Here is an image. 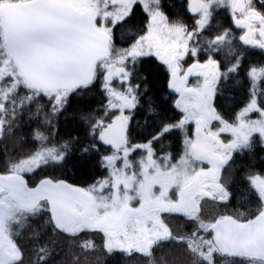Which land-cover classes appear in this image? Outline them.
<instances>
[{"label": "snow or ice", "instance_id": "snow-or-ice-1", "mask_svg": "<svg viewBox=\"0 0 264 264\" xmlns=\"http://www.w3.org/2000/svg\"><path fill=\"white\" fill-rule=\"evenodd\" d=\"M189 11L191 27L164 0H0V264H89L101 251L136 264H264V174L245 176L254 210L232 206L234 154L264 146V65L249 68L250 99L233 121L215 105L244 55L216 18L226 12L239 40L264 52V0H191ZM154 61L182 115L134 143L129 122ZM97 88L103 113H74L91 139H55L72 101ZM25 115L30 147L17 133ZM174 131L182 153L160 154L154 145ZM76 152L81 164L100 153L105 175L68 182L59 173ZM176 218L192 231L174 230Z\"/></svg>", "mask_w": 264, "mask_h": 264}, {"label": "trees", "instance_id": "trees-1", "mask_svg": "<svg viewBox=\"0 0 264 264\" xmlns=\"http://www.w3.org/2000/svg\"><path fill=\"white\" fill-rule=\"evenodd\" d=\"M144 68H150L152 75L150 82L146 85L148 91L141 95L140 105L137 109L133 110L132 118L129 122V133L131 140L134 143H146L151 139L152 135L157 132L160 127L161 120L174 122L181 117V113L174 107V101L177 98L172 94L168 88V74L164 71L163 66L157 62H153L151 65H144ZM142 76H149L147 71L141 69ZM226 95V93H225ZM220 93L218 92V98ZM227 98L229 103L225 106H218L217 110L230 122L234 117V112L237 108V102L243 100L244 91L238 89L236 86L227 90ZM107 104V97L103 92L97 88L96 91L86 101L73 100L70 105V116L67 120H61L59 125V131L56 134L55 139L60 141L68 140L70 137L78 138L79 141L87 143L91 137L87 136V125L80 121L74 113L78 112L82 108L92 109L96 115H101L104 110V106ZM149 107L156 110V114L149 113ZM125 114H128V110H125ZM24 123L21 128L17 130V133L22 132L27 138V146L32 145L30 139L29 129L34 126L35 122H29L27 115L24 116ZM189 128V127H188ZM160 154L164 152H171L173 156H179L183 151V134L179 131H174L168 134V139L164 142L163 146L154 145ZM78 147V145H77ZM255 154H241L239 157H234L237 161L236 167L233 172V192L234 196L238 195V204L232 205L233 208H240L241 211H246L251 208H255V198H252L251 203L244 202L241 198L244 191L247 189V181L245 176L248 172H255L258 174H264V151L263 148L256 144ZM100 151H105L104 146H100ZM100 153L94 154L91 159L81 164L79 163V152H76L73 160L74 164L70 165L63 173H59L68 182L74 183L81 187H87L93 182L95 178L105 175V170L99 165ZM47 237L41 238V243H45ZM97 243L100 241L97 239ZM63 255V253H61ZM59 259V256L57 257ZM89 264H136V262L126 257L120 252H116L112 255L101 251L95 256L90 258Z\"/></svg>", "mask_w": 264, "mask_h": 264}, {"label": "flooded vegetation", "instance_id": "flooded-vegetation-1", "mask_svg": "<svg viewBox=\"0 0 264 264\" xmlns=\"http://www.w3.org/2000/svg\"><path fill=\"white\" fill-rule=\"evenodd\" d=\"M166 5V11L170 15V17L175 18L176 15H179L185 23H187L190 27L193 25L196 17L193 16L189 11V5L191 3V0H164ZM217 23L219 25V28H230L232 30V35L235 37L233 40V44L238 48V50L243 52V59L241 61V69L239 73L233 77H231L225 84L218 85L217 86V95L215 98V105L218 106H225L229 103V98H227V90H229L232 87H237L238 89L244 91V97L242 102L238 101L236 104V110L234 112V117L231 119L233 121L238 114L240 110H242L246 104L249 102L250 99V78L247 75V72L251 66H258V65H264V52L260 50H252L249 48V46H246L243 44L242 41L239 40V36L243 34L242 29H237L233 26L232 20L230 16L226 13L221 11V13L217 16ZM216 57L221 60L222 63H226L227 61L224 60V54L218 53L216 54ZM204 57H201V60L203 61ZM198 78L195 76L189 77V84H194V82ZM202 79V78H199ZM218 92L220 93V96L218 98ZM226 93V95H225ZM172 94L176 95L172 92ZM194 130L193 125H189V135H192ZM254 140L257 139L256 136L253 137ZM258 145H260L264 151V146H262L259 141H257ZM256 152L255 146L253 150L250 152L247 149L243 151L242 154H255ZM133 156H137V153H133ZM240 157L241 153H235L234 157ZM238 195L235 197V199L232 201V205L238 204L237 201ZM179 219L176 218L172 221L174 230H176L177 227L182 228L185 232H191L192 231V225L191 224H179Z\"/></svg>", "mask_w": 264, "mask_h": 264}, {"label": "rangeland", "instance_id": "rangeland-1", "mask_svg": "<svg viewBox=\"0 0 264 264\" xmlns=\"http://www.w3.org/2000/svg\"><path fill=\"white\" fill-rule=\"evenodd\" d=\"M252 116H253V118H256V114H255V113H253ZM214 124H215V122H214ZM188 127H189V126H188ZM222 135H225V136H226L227 134H222ZM260 174H261V173H260Z\"/></svg>", "mask_w": 264, "mask_h": 264}]
</instances>
